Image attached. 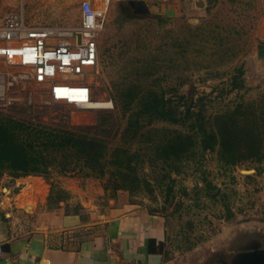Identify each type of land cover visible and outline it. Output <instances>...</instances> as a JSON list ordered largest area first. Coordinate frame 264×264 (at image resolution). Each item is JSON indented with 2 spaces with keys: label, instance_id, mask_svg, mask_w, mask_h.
<instances>
[{
  "label": "rangeland",
  "instance_id": "1",
  "mask_svg": "<svg viewBox=\"0 0 264 264\" xmlns=\"http://www.w3.org/2000/svg\"><path fill=\"white\" fill-rule=\"evenodd\" d=\"M83 1L100 7L104 0H0V19L21 11L35 25H78ZM259 1L111 0L91 87L97 100L113 107L53 103L35 84L17 87L19 101L0 102L1 116L30 125L81 130L106 116L115 124L110 147L138 154V172L150 182L133 192L106 190L108 176L64 173L55 164L47 175H34L51 185L48 208L70 196L64 179L92 193L98 206L126 191L131 202L165 217L161 249L171 264H253V257L264 264V160L224 165L215 151L197 148L189 159L169 166L152 161L149 148L152 138L164 137L162 128L189 130L196 118L211 121L264 94V57L258 52V43L264 44V2ZM149 94L167 99L182 117L188 109L193 114L179 123L141 116L140 131L125 132L140 109L138 98ZM25 176L0 171V191L18 192L16 178Z\"/></svg>",
  "mask_w": 264,
  "mask_h": 264
},
{
  "label": "trees",
  "instance_id": "2",
  "mask_svg": "<svg viewBox=\"0 0 264 264\" xmlns=\"http://www.w3.org/2000/svg\"><path fill=\"white\" fill-rule=\"evenodd\" d=\"M243 72L240 71L241 74ZM138 101L140 109L136 116L131 117L125 130L132 132L133 136L140 131L141 116H147L149 122L161 120L179 123L193 114L188 109L187 113L184 112L185 117H182L177 107L171 106L167 99L157 94L139 97ZM128 104L129 101L125 106ZM102 118L96 126L76 130L30 125L0 115V171L5 169L18 176L47 175L50 168L57 164L64 173L77 169L74 173L82 172L86 176L100 178L108 176L106 190L125 189L133 192L150 183L138 172V154L121 146L110 147L109 135L115 124L106 116ZM189 128L185 131L162 128L164 137L157 140L152 138L149 142H152L149 146L153 151L152 161L170 166V163L189 159L197 148L215 151L224 165L234 166L246 160L262 161L264 94L257 101L239 103L234 109L215 115L211 121L196 118ZM176 169L179 170V167L176 166Z\"/></svg>",
  "mask_w": 264,
  "mask_h": 264
},
{
  "label": "crops",
  "instance_id": "3",
  "mask_svg": "<svg viewBox=\"0 0 264 264\" xmlns=\"http://www.w3.org/2000/svg\"><path fill=\"white\" fill-rule=\"evenodd\" d=\"M16 181L18 192L0 191V264H171L161 249L165 217L126 191L98 206L64 179L70 196L48 208L50 184L34 175Z\"/></svg>",
  "mask_w": 264,
  "mask_h": 264
},
{
  "label": "built area",
  "instance_id": "4",
  "mask_svg": "<svg viewBox=\"0 0 264 264\" xmlns=\"http://www.w3.org/2000/svg\"><path fill=\"white\" fill-rule=\"evenodd\" d=\"M110 1L100 7L83 1L79 24L73 26L27 23L21 11L0 19V102L19 101L17 87L35 84L53 103L81 109L113 107L112 102H98L91 87ZM3 252L0 245V257Z\"/></svg>",
  "mask_w": 264,
  "mask_h": 264
},
{
  "label": "water",
  "instance_id": "5",
  "mask_svg": "<svg viewBox=\"0 0 264 264\" xmlns=\"http://www.w3.org/2000/svg\"><path fill=\"white\" fill-rule=\"evenodd\" d=\"M259 54L260 57H264V44L259 45Z\"/></svg>",
  "mask_w": 264,
  "mask_h": 264
},
{
  "label": "bare ground",
  "instance_id": "6",
  "mask_svg": "<svg viewBox=\"0 0 264 264\" xmlns=\"http://www.w3.org/2000/svg\"><path fill=\"white\" fill-rule=\"evenodd\" d=\"M99 7V6H98ZM90 78V77H89ZM98 102H100V103H107V104H109V102H107L106 100H104V99H98Z\"/></svg>",
  "mask_w": 264,
  "mask_h": 264
}]
</instances>
